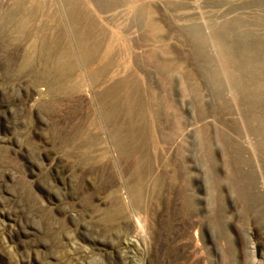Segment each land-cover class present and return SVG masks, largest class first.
Segmentation results:
<instances>
[{"label":"rangeland","instance_id":"374dc122","mask_svg":"<svg viewBox=\"0 0 264 264\" xmlns=\"http://www.w3.org/2000/svg\"><path fill=\"white\" fill-rule=\"evenodd\" d=\"M80 1L90 39L113 47L114 79L129 75L155 114L147 119L155 173L140 209L145 233L133 234V218L105 221L110 190L120 186L121 197L128 198L120 164L129 161L117 163L112 147L107 154L117 171L95 185L77 170L65 171L61 181L49 176L47 153H62L53 148L58 142L50 135L52 123L67 132L76 111L43 114L39 96L31 107L0 109V264H123L120 255L127 264H264V151L256 146L257 124L241 117L218 46L209 40L232 18L261 32L264 0ZM108 80L83 86L84 110L103 139L108 129L93 92ZM17 84L0 76V100H9L5 90L22 96ZM18 227L21 235L12 238Z\"/></svg>","mask_w":264,"mask_h":264},{"label":"bare ground","instance_id":"6f19581e","mask_svg":"<svg viewBox=\"0 0 264 264\" xmlns=\"http://www.w3.org/2000/svg\"><path fill=\"white\" fill-rule=\"evenodd\" d=\"M84 16L80 0H0V76L16 80L17 88L22 94L15 97L5 90L10 95L9 100H0V109L14 103H26L31 107L39 96L42 98L37 110L43 114H51L55 109L64 114L63 108L67 107L66 113L73 108L76 112L69 120L71 130L64 132L65 128L62 129L57 121H53L50 128L52 139L58 142L53 148L62 153L57 158L47 153L49 176L54 181H61L65 171L72 170L74 174L77 170L82 173L84 181H93L95 185L96 179L105 178L114 169V163L107 154V148L112 147L117 154L114 155L117 163L122 159L129 161L128 166L119 163L128 198L121 197L120 186L111 189L109 195L112 203L105 221L112 222L122 218V222H125L126 219L133 218V234L144 236L145 225L140 209L146 203L150 177L155 173L148 152L153 146L147 126L151 112L147 101L135 92L129 75H124L126 77L119 80L114 79L113 47L103 48V45L90 39ZM225 27L227 38L224 43L220 40L219 31H211L209 40L218 46V56L231 87L236 92L241 117L244 120L250 117L257 124L254 128L259 135L256 146L263 152L264 115L261 112L264 111V27L261 32L253 31L241 18L229 19ZM70 35L76 41L75 51ZM99 52H104L101 58L98 56ZM93 62H96V66L87 71V67ZM104 77L110 79V83L103 90L95 89L93 98L96 110L100 112L106 125L104 127L108 129V140L100 137L94 129L98 122L90 115V111L88 114L84 110L86 94L83 93V86L87 81L92 85L100 83ZM113 171L116 172L117 169ZM242 190L245 195L251 193L247 184ZM156 191L155 187L151 190L152 194ZM69 197L75 198V195L71 193ZM5 212L2 213L6 214ZM21 233L20 227L10 231L12 238ZM129 241L125 242L127 246L131 244ZM120 262L127 264L126 257L120 255ZM45 263L51 264L50 261Z\"/></svg>","mask_w":264,"mask_h":264},{"label":"water","instance_id":"95a60500","mask_svg":"<svg viewBox=\"0 0 264 264\" xmlns=\"http://www.w3.org/2000/svg\"><path fill=\"white\" fill-rule=\"evenodd\" d=\"M218 34L220 35L221 38H223V39L226 40V38H227V30H226V27L224 26V27L222 28V30H220V31L218 32Z\"/></svg>","mask_w":264,"mask_h":264}]
</instances>
